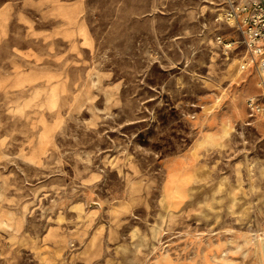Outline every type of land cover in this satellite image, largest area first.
Instances as JSON below:
<instances>
[{
	"label": "rangeland",
	"instance_id": "1",
	"mask_svg": "<svg viewBox=\"0 0 264 264\" xmlns=\"http://www.w3.org/2000/svg\"><path fill=\"white\" fill-rule=\"evenodd\" d=\"M225 6L0 0V264H264Z\"/></svg>",
	"mask_w": 264,
	"mask_h": 264
},
{
	"label": "built area",
	"instance_id": "2",
	"mask_svg": "<svg viewBox=\"0 0 264 264\" xmlns=\"http://www.w3.org/2000/svg\"><path fill=\"white\" fill-rule=\"evenodd\" d=\"M223 21L233 29L235 38L224 43L220 37L215 41L225 49L242 47L243 59L240 71L252 70L264 87V3L261 0H226L225 9L216 21ZM246 108L251 116L264 113V103L259 97L246 99Z\"/></svg>",
	"mask_w": 264,
	"mask_h": 264
},
{
	"label": "crops",
	"instance_id": "3",
	"mask_svg": "<svg viewBox=\"0 0 264 264\" xmlns=\"http://www.w3.org/2000/svg\"><path fill=\"white\" fill-rule=\"evenodd\" d=\"M261 1L264 3V0H261ZM234 38H235V36H233L231 40H233ZM241 62H242V60L240 61V64H241ZM247 72L254 73L253 71H251V69L247 70ZM253 77H254V80H255V83H254L255 84V88H253V91L256 93V95H253V96L259 97L260 101L264 103V87L262 88V87L259 86V81H258V78H257L255 73H254ZM246 99H245V102H246ZM256 117L257 118L252 121L253 125H254L256 131L258 132V134L264 136V113H262L260 115H256Z\"/></svg>",
	"mask_w": 264,
	"mask_h": 264
}]
</instances>
